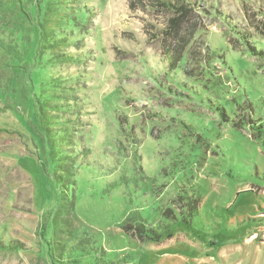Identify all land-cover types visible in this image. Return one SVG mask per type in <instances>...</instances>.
<instances>
[{
  "label": "rangeland",
  "instance_id": "374dc122",
  "mask_svg": "<svg viewBox=\"0 0 264 264\" xmlns=\"http://www.w3.org/2000/svg\"><path fill=\"white\" fill-rule=\"evenodd\" d=\"M72 1L0 0V264H264V0H191L175 66L153 0Z\"/></svg>",
  "mask_w": 264,
  "mask_h": 264
},
{
  "label": "trees",
  "instance_id": "16d2710c",
  "mask_svg": "<svg viewBox=\"0 0 264 264\" xmlns=\"http://www.w3.org/2000/svg\"><path fill=\"white\" fill-rule=\"evenodd\" d=\"M187 1H190L191 3H187ZM60 5L66 7H75L76 2H71V0H59ZM157 3H155V0L152 2V6H160L164 8L167 12V23L166 27L163 29L162 33V44H160V47L163 50V55L166 57V59L170 60V64L175 66L178 61L181 60V58L184 56V54L187 52V46L192 41L191 37L194 35L195 30H197V24L193 26L191 22L188 19V16L185 12H188L189 7L191 5L194 6V3L191 0H156ZM192 10V8H191ZM193 11V10H192ZM48 13V12H46ZM45 13V14H46ZM60 18L61 26H66L71 20L75 21V16L71 14H55L50 13L47 17H45V21H47V27L50 29H47L45 32L49 33L52 28H54L56 24L57 19ZM59 22V23H60ZM58 23V25H59ZM263 27H264V22ZM189 26L192 28L191 31H189V27L185 28V26ZM257 25V24H256ZM259 28V27H258ZM262 30V28H260ZM159 35H157L155 38L157 40ZM56 42L54 44L59 46V50L63 48L62 45H59ZM250 48L253 50V52H258L254 47L250 45ZM263 54L262 52H260ZM259 53V54H260ZM41 115L42 120V127L43 129L48 133L47 137H50L51 131L54 130V128L50 127L51 124H53V118L51 116H54V113H51L49 110L43 108V111H39ZM56 118V117H55ZM244 121L253 122L252 118L250 116L243 118ZM243 119H240L239 121L235 122L234 124L236 126H241L244 121ZM261 127V126H260ZM50 134V135H49ZM69 177L65 178V181H67ZM64 190L68 188L69 186L67 184H63ZM189 201H186L187 206V216L185 217V221L187 223H191L193 220V217H195L201 208L202 205V198L200 195L196 194L193 196H190L187 198ZM170 210L167 211V215H169ZM123 230L125 233L129 234L130 236L136 238L140 242L145 241H151L155 243H161L165 239L171 238L172 234L163 233L159 230L155 229L153 226L149 225L145 219L142 217L140 212L137 210H132L130 214L128 215L125 223L122 225Z\"/></svg>",
  "mask_w": 264,
  "mask_h": 264
},
{
  "label": "crops",
  "instance_id": "0c3cea01",
  "mask_svg": "<svg viewBox=\"0 0 264 264\" xmlns=\"http://www.w3.org/2000/svg\"><path fill=\"white\" fill-rule=\"evenodd\" d=\"M253 235H256V233H254ZM263 236H264V233H263ZM263 242H264V239H263Z\"/></svg>",
  "mask_w": 264,
  "mask_h": 264
}]
</instances>
